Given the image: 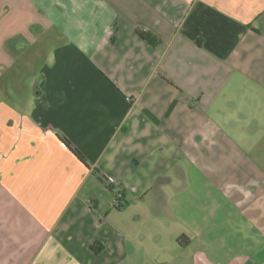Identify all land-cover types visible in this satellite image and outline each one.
Segmentation results:
<instances>
[{
    "label": "crops",
    "instance_id": "0c3cea01",
    "mask_svg": "<svg viewBox=\"0 0 264 264\" xmlns=\"http://www.w3.org/2000/svg\"><path fill=\"white\" fill-rule=\"evenodd\" d=\"M21 63L29 96L0 101V264H246L264 0H0V78Z\"/></svg>",
    "mask_w": 264,
    "mask_h": 264
},
{
    "label": "rangeland",
    "instance_id": "374dc122",
    "mask_svg": "<svg viewBox=\"0 0 264 264\" xmlns=\"http://www.w3.org/2000/svg\"><path fill=\"white\" fill-rule=\"evenodd\" d=\"M30 62V66L39 67L40 63L44 60V58H28ZM17 67H22L23 69H15L13 72L6 74L5 77L0 78V101H9V102H17L19 100H25L30 93V84L31 78L33 77L32 73H28L27 64L21 63L17 65ZM258 159L261 160L263 156L259 154ZM254 154H249V160H255ZM251 195H256L255 188L250 186ZM251 196V197H252ZM252 222L256 225L257 218H251ZM264 231V230H263ZM250 239H252L253 243L255 244L254 249H257L254 253L250 251L249 257L247 259L246 264H264V232L260 235H256L255 233L250 232Z\"/></svg>",
    "mask_w": 264,
    "mask_h": 264
},
{
    "label": "trees",
    "instance_id": "16d2710c",
    "mask_svg": "<svg viewBox=\"0 0 264 264\" xmlns=\"http://www.w3.org/2000/svg\"><path fill=\"white\" fill-rule=\"evenodd\" d=\"M144 37L152 45H157L159 42L158 39L152 34H145ZM64 143L80 160L85 161V158L82 153L79 150L72 148L71 143L67 139H64Z\"/></svg>",
    "mask_w": 264,
    "mask_h": 264
},
{
    "label": "built area",
    "instance_id": "2783aa9c",
    "mask_svg": "<svg viewBox=\"0 0 264 264\" xmlns=\"http://www.w3.org/2000/svg\"><path fill=\"white\" fill-rule=\"evenodd\" d=\"M122 203H123L122 196L121 195H117L116 198L113 201V207L114 208H119V207H121Z\"/></svg>",
    "mask_w": 264,
    "mask_h": 264
}]
</instances>
